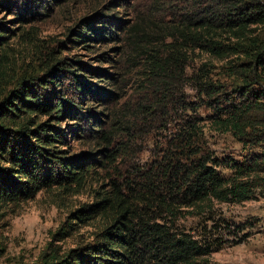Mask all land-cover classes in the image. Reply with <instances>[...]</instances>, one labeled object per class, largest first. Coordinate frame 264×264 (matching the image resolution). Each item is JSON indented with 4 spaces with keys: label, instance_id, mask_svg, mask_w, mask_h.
Wrapping results in <instances>:
<instances>
[{
    "label": "trees",
    "instance_id": "1",
    "mask_svg": "<svg viewBox=\"0 0 264 264\" xmlns=\"http://www.w3.org/2000/svg\"><path fill=\"white\" fill-rule=\"evenodd\" d=\"M61 1L65 0H0V9L22 25ZM180 4L167 22L158 20L150 29V21L130 27L138 48L132 52L145 70V76L139 75L138 94L146 98L125 110L109 107L113 98L115 102L121 98L111 89L118 84L119 73L110 71L113 56L123 52L119 47L114 53H100L94 67L80 62L71 66L49 49L48 66L15 76L5 91L10 62L6 49L18 28L9 27L6 23L13 20L1 16L0 204L15 205L54 186L78 192L96 167L118 158L129 161L135 144L154 140V127L171 122L169 102L179 104L178 129L165 137L160 152L155 147L150 163L136 168V176L128 177L124 185L111 180L108 190L97 191L91 203L71 211L53 234L54 239L64 238L93 221L92 239L62 252L47 251L35 264H208L215 245L208 236L179 227L181 214L199 215L214 202H242L253 194V179L264 172V0ZM108 11L112 14L98 12L92 20L102 25L86 23L94 37L79 31L82 42L97 37L122 40L118 31L125 22L113 7ZM195 50L207 57L197 65ZM215 61L221 63L216 78ZM57 70L66 75L58 79ZM80 71L103 86L85 80ZM63 80H68V88L60 83ZM187 89L195 91L196 99H185ZM69 90L71 97L66 95ZM205 102L211 113L202 117L199 108ZM206 118L217 130L262 151L234 161L233 174L221 176L220 160L203 146L200 122ZM74 139L92 146L86 153H74L70 147Z\"/></svg>",
    "mask_w": 264,
    "mask_h": 264
},
{
    "label": "rangeland",
    "instance_id": "2",
    "mask_svg": "<svg viewBox=\"0 0 264 264\" xmlns=\"http://www.w3.org/2000/svg\"><path fill=\"white\" fill-rule=\"evenodd\" d=\"M179 5H181L180 0H65L51 6L45 15L30 17L29 22L22 25L14 20L15 15L0 9V19L1 16L5 20L11 19L13 21L6 24L18 28L16 34L10 38L9 47L6 49L10 62L9 67L6 68L8 85L5 91L11 88L15 76L35 70L41 71V68L48 66L50 51L47 50L49 49H55L54 56L65 57L66 62L71 66L76 67L80 62L88 67H94L99 65L100 53L103 51L114 53V48L119 47L118 51L123 52L113 56L115 63L110 71L119 73L118 84L111 89L120 94L121 98L118 102L113 98L109 107L122 110L127 107L134 109L146 98L138 94L140 76H145V70L140 68V59L135 52H132L137 51L138 48L130 27L133 24L150 21L151 27L148 28L150 29L158 20L167 22L166 18ZM112 7L118 12L116 15L125 22L118 31L122 40L114 43V41L99 40L97 37L95 40L82 42L79 31L94 37L89 27L86 28V23L92 22L93 26L102 25L97 22L98 20H92L98 12L112 14L108 11ZM85 43L91 46H84ZM193 57V65L207 58L196 50ZM213 63L215 65L213 74L215 78L220 77L221 63L219 61ZM80 73L85 80H92L97 85L103 86L97 78L89 77L90 73L86 71ZM56 74L60 79L66 75V71L57 70ZM67 81L63 80L60 83L68 88ZM70 93L69 90L66 95L71 97ZM184 93L185 99H196L195 91L187 89ZM197 100V104L203 103L202 100ZM207 105L205 102L199 108L202 117L211 113V108ZM94 108L101 109L96 106ZM178 110L179 104L169 102L167 117L171 122H166L165 126L157 124L154 127L152 131L155 135L154 140L135 144L129 161L127 158H118L113 164L96 167L86 186L78 192L54 186L41 190L32 199L21 203L0 204V264H35L47 251L57 249L62 252L90 241L96 227L93 221L89 224H80L71 235L64 238L54 239L53 234L66 220H69L71 211L84 203H91L98 196L97 191L108 190L111 180L124 185L128 177L136 176V168L147 166L152 160L155 147L158 146L157 150L160 152L165 137H169L178 129V122H175L179 115ZM200 124L204 125L203 146L218 157L220 160L218 171L225 178L233 174L230 165L234 161L240 162L250 153L262 151L259 146L248 147L231 133L217 130L211 119L206 118ZM61 125L64 126L65 122H61ZM151 126L153 128V125ZM84 141L72 140L70 143L72 152L86 153L92 144L90 146L88 141ZM258 175L257 178L255 174L251 176L255 179L252 178L254 188L249 199L242 202H214L211 209L199 215L190 212L181 214L177 222L179 227L196 236H208V242L215 245L208 257V264H264V172ZM214 239H218L219 242H215Z\"/></svg>",
    "mask_w": 264,
    "mask_h": 264
}]
</instances>
